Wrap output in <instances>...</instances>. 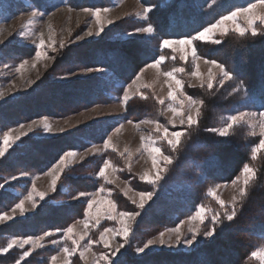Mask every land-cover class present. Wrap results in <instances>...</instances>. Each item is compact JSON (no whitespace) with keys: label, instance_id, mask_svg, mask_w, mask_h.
Segmentation results:
<instances>
[{"label":"trees","instance_id":"trees-1","mask_svg":"<svg viewBox=\"0 0 264 264\" xmlns=\"http://www.w3.org/2000/svg\"><path fill=\"white\" fill-rule=\"evenodd\" d=\"M28 1L30 9L44 13L52 12L59 4L53 0ZM61 2L71 9H102L111 5V0ZM257 2L264 0H140L143 6L149 7L147 19L141 24L150 26L153 36L127 42L112 41L138 26L125 19L104 32L97 41L61 48L44 75L45 79L80 70L103 72L61 84L44 79L46 83L37 85L29 93L0 104V129L7 130L40 117L63 118L96 105L115 102L141 68L154 63L161 55L165 57L160 65L163 72L183 68L187 73L191 70L190 62L180 61L162 47V41L191 38L222 17ZM25 9L18 3L0 0V18L14 16ZM216 40L212 43L194 41L195 51L199 57L222 65L233 79L221 86L214 84L212 88H191L184 84V92L201 102L198 120L194 125L184 127V135L175 149L159 140L158 145L171 164L164 165L162 179L156 185L142 183L130 173L122 176L135 191L153 192V199L144 209H138L98 177L105 160L117 169H124L122 157L106 150L81 164L67 167L56 190L32 215L0 227V239L39 237L47 232L60 234L85 215L86 199H77L79 193L87 195L108 187L118 211L141 212L133 242L146 240L151 233L176 226L199 207L210 208L216 213L218 207L208 195V189L232 182L245 165L255 164L256 190L250 195L245 192L244 201L236 207L232 221L224 220L213 226L211 220H206L203 232L214 228L209 241L190 253L159 251L136 255L128 249L114 264H257L252 253L264 245V187H261L264 184V153L259 154L255 162L251 160V148L259 139H245L244 127L235 126L225 136L210 130L225 125L239 111H264V29L258 27L256 36L240 37L231 32L217 36ZM29 54L14 46L5 55L0 53V64H6L7 59H26ZM141 94L126 103L122 115L94 122L61 137L41 140L26 137L12 146L5 157H0V186H6L0 189V213L20 200L19 195L10 192L11 189L21 195L27 192L28 184L22 188L20 181L6 183L12 176L40 175L57 163L65 152L82 151L102 143L123 122L151 121L169 127L165 116L167 102L158 103L148 89ZM42 256L38 253L21 264H46ZM14 260L5 257L1 263L11 264Z\"/></svg>","mask_w":264,"mask_h":264},{"label":"rangeland","instance_id":"rangeland-1","mask_svg":"<svg viewBox=\"0 0 264 264\" xmlns=\"http://www.w3.org/2000/svg\"><path fill=\"white\" fill-rule=\"evenodd\" d=\"M6 1L18 3L20 4V6H23L26 9L20 10V12L14 16L0 18V53L5 55L6 52L10 51V48L15 46L22 50H25L26 52H29L30 54L26 59H7L6 64H0V93H3V98L0 99V104L18 96L25 95L37 85L46 83L43 82L45 79L44 75L53 65L54 60L56 59L55 56L61 50V48H72L84 43L97 41L101 38L104 32H106L108 29H111L114 25L122 20L130 19V22H135L138 26L127 34L115 37L112 40L114 42H127L129 40H134L142 37H151L154 34L153 29L151 33H144L139 31V29H142L144 27H150L145 24H141L147 19V15L145 16L143 9H149V7L143 6L140 3V0H111V5L109 7L101 9L100 25L97 24L94 17H92L89 13H85L83 11L84 9H71L68 6L64 5L61 0H53L57 1L59 4L50 13H44L32 8L30 9L28 7V0ZM254 4H256L254 14L256 16L264 15V2H257ZM104 9H107L108 11L105 12ZM32 12H37L38 15L32 16ZM228 15H231V13ZM221 19H219L218 21H220ZM109 21L112 22L109 23ZM100 26L103 27V30L100 31L99 35H96L95 33ZM239 27L247 28V18L243 14L238 15L235 21H226L225 24L217 28L210 37H203V39L205 40H200V37H194V39L198 41L200 40L201 42L212 43V40H214L213 42H216L217 36L225 35L231 32L238 34L236 32V29H238ZM258 27L264 29V24H261L257 20V33ZM90 30L93 32V35L87 36L86 33ZM246 34H251V32L249 31ZM80 37H83V39H80ZM41 42H43L44 47L41 49H37V45ZM62 43L63 46H61ZM162 47L170 50L174 54V56H176L183 63L187 64L188 62H190L189 65L191 66V70L189 72L186 73L185 69L183 70V68H178L180 71H178V73L176 74V77L182 82V91L184 96L195 100L184 92L183 88L185 83L191 88H198L203 86L209 88V70H211L214 74V79L212 81L213 85L217 84L218 86H221L229 81L223 80L222 83L220 82L222 77L219 76L218 69L214 68L211 63L205 62L210 60L199 57L197 55L193 40H165V42L162 44ZM38 50L43 53V56L40 59L36 58V52ZM214 63L219 64L217 62ZM21 65H23V67H21ZM148 65L149 64L141 68L137 75L125 86V88L121 92V95L116 98L117 100L115 102L96 105L91 108L84 109L80 112L70 114L63 118L40 117L7 130L0 129V145H2L5 132L9 133L10 139L15 137L18 133H26V135H21L20 140L26 137H32L36 140L51 139L54 137L65 136L72 131L93 124L94 122L100 120L112 119L123 114L126 105L123 104L124 102H128L135 96H141L142 91L148 89L158 101L160 99H164V101L167 102L165 116L168 120L169 127H164L156 122L148 124L143 123V121L138 123L123 122L115 127L104 139L105 141L110 137V144L112 145V147L104 149L103 141L100 144L88 146L82 151H73L77 153V156L73 158L72 162L68 166L70 167L81 164L84 160L93 156H98L106 150L117 153L122 157V160L124 162V169H118L119 171L116 172H112L111 170H109V175L113 181L109 185L110 188H115L125 199L133 204V199L138 200V197L135 195V193H137L138 191H135L133 188H131L127 180L122 176H126V173H130L140 181L139 177L143 175L145 171H148L149 173L152 172L151 160L144 149L141 148L142 137L145 141H147L149 138H154L157 141L161 140L166 142L170 146L172 137L175 136V132H171L169 137L165 139L164 130L167 129L169 131H182L184 133V127L186 128L189 126V118L194 117L195 121L197 122L199 111L201 108V102H199L198 100H195L198 104L196 108H192L187 103H184V96H180L179 93L177 94L178 100L176 103L168 101V85L170 82L163 75L164 72L160 69V66L159 70H157L148 67ZM220 66L222 67V65ZM17 69H19V71H17ZM102 72L96 69L80 70L72 74L61 75L55 78L53 77L49 80L45 79V81L57 84L68 83L76 80H84L97 74L100 75ZM195 72H198L199 76H197ZM137 76L140 77V80L139 82L134 84ZM28 81H32V83H28ZM127 90L129 93L127 92ZM129 94L131 98H129ZM169 107H175L178 110L182 109V116L177 117L174 112L168 110ZM248 112H255L258 118L264 117V111H239L235 115L231 116L225 125L215 128L217 131L212 132L216 133L217 135V132H223V136H225L235 126H241L245 128V126H243L242 124L238 125L235 118L241 117L243 113ZM181 118L184 121L183 124H180L179 122V119ZM39 120H47V122L52 125V132L45 133L43 132L42 128H37L35 125H33L32 131L29 132L28 126L32 124L33 121ZM21 125H23V127H21ZM135 125H139V127L137 128L135 127ZM157 127H159L161 130L157 131ZM61 129H63V131H61ZM117 129L119 130L117 131ZM255 137L259 140L257 145L254 147H257L258 145L264 146V135H257ZM19 141H16L15 144H17ZM15 144H13L12 146H14ZM113 148L115 150H113ZM121 153H123V155H121ZM261 153H264V149L258 152L257 156ZM163 156L166 157L164 154ZM166 164L167 163H163L161 172L163 171L164 165ZM55 165L56 163L46 172L40 175L21 174L17 177L16 180H12L11 178L6 180V183H15L16 181H20L18 183L22 188H24V186L26 188L28 184L27 192L24 195H21L20 192L16 191L15 189L10 190L11 193L19 195L20 200H25L24 208L26 209V211L23 216L20 215L18 209L16 211H13L15 205L19 203V200L13 207L0 213V215L7 214L12 216V219L0 222V227L26 218L36 211L38 206L44 200L41 201L38 195L34 196L37 206L35 209L32 208L31 203L26 198L28 193L33 189L35 190V193H43L45 198L54 192V190L51 188L52 177L48 175V173ZM241 171L236 175L233 181L240 176ZM240 179L242 181L243 178L241 177ZM233 181L230 183L216 184L208 189V193L209 190H212L215 194V197L210 196V198L218 207L217 209L215 208V211L221 218L223 217V212L225 210L228 211L229 214H231L232 209L236 208L237 205L241 202L239 196H244L247 189V187H245L243 184L238 185L239 193L237 194V186L233 185ZM5 187V184H3L0 186V189H3ZM129 187L132 189V191L128 192V194L125 195L124 193ZM110 188H103L104 191L101 194V198L112 200V191L110 190ZM96 192L84 196H78L77 199L79 197L85 198L87 208V201L89 199H92ZM220 201H222L223 203L221 204ZM133 205L136 206L135 204ZM206 209L210 210V208ZM117 212L119 211L117 210ZM213 213L214 212L210 210L207 217V219L211 220V222ZM194 214L195 213L185 219H182L174 227L166 228L158 233H151L150 237H148V239L146 240L133 242L134 230L139 218L138 217L136 221L132 222V231L130 233V236L128 237L127 243L125 244L124 248L119 249V251H116L117 246L121 243H124V239L121 236L115 235L113 237L112 233L106 234L105 238L109 240L108 247H105L100 239V234L104 231L105 228L116 229L119 227V224L114 220L110 221L101 218L99 225H96V218L94 215L91 218L84 215L82 219L73 222L69 226L73 228L72 237L79 241L77 245H73L72 239H66L64 237V232L66 230H64L60 234H58L57 232H47L51 233V235L43 234L39 237H7L4 239H0V249L7 248L8 243L13 239L17 241L30 239V243L23 245V247H17L16 245H13V247L11 249H8L7 252H0V264H2L1 260L5 257H13L15 259L11 264H21L23 261L31 258V256H34L38 253L43 254V261H45L46 264H110V262H115L118 256L128 249L136 255L159 251L174 254L190 253L198 246L202 245L212 238L203 235L204 232L202 228L204 224H200L198 220H190V217ZM85 221H87V227H85ZM197 225H199L200 232L197 234V239L193 242L192 245L175 243V235L172 232L173 229L179 227L181 238L183 240H186L190 239L192 236V232L189 229H194ZM161 232L164 233V245H160L157 242L153 245H150L149 248L145 249V251L142 253L137 251V249L143 247V244L146 243L149 239L154 241L157 240ZM81 236H83V239H80ZM40 237H43V239H40ZM73 247H76V252L72 253L70 251L69 254L65 256L64 249L67 248L71 250ZM262 249H264V245L257 248L254 252H258ZM26 252L28 253V255H25ZM81 252H83V257H81ZM53 257H55V259H53ZM252 258L257 264H264V261H261L258 257L254 258L252 256Z\"/></svg>","mask_w":264,"mask_h":264},{"label":"snow or ice","instance_id":"snow-or-ice-1","mask_svg":"<svg viewBox=\"0 0 264 264\" xmlns=\"http://www.w3.org/2000/svg\"><path fill=\"white\" fill-rule=\"evenodd\" d=\"M256 8V4H251L249 5L247 8H242L239 11H234L231 13V15H227L224 16L220 21H218L217 23L213 24L211 27H207L205 28L203 31L199 32L198 34H196L195 36L191 37L190 39H183V40H193L194 41H198L196 39H194V37H200V40H205L203 39V37H210L211 34L219 27H221L222 25L225 24L226 21H235L238 15H245L247 18V28H238L236 29V32L239 34L240 37H244L246 35L247 32H251L252 36H256L257 33V28H256V22L257 20L261 23L264 24V15L261 16H256L254 14V9ZM85 13H89L92 17L95 18L96 22L98 25H100V15H101V9H94V10H90V9H84L83 10ZM104 11H108L107 9H104ZM149 9L145 8L143 9V12L145 14V16L147 15ZM38 15L37 12H32V16H36ZM112 21H109V23H111ZM103 30V27L100 26L99 29L97 30V32L95 33L96 35L100 34V31ZM139 31L144 32V33H151L152 32V28L151 27H144L142 29H139ZM87 36H91L93 35V32L90 30L86 33ZM80 39H83V37H80ZM166 39H164L162 41L161 44H163L165 42ZM199 40V41H200ZM214 40H212L211 42H213ZM61 46H63V43L61 44ZM43 42H41L40 44L37 45V49H41L43 48ZM163 49V48H161ZM43 53L41 51H37L36 52V58L40 59L42 58ZM165 61V57L163 55H161L158 59L155 60L154 63H151L148 65V67L153 68V69H157L159 70V66ZM206 63H211L212 66L216 69H218L219 71V76L222 77L221 79V83L223 82V80H232L233 77L229 76L228 72L224 70V68H222L219 64H215L212 61H205ZM21 67H23V65H21ZM17 71H19V69H17ZM178 71H180L179 69H174L173 71H168V72H164L163 75L166 77V79L170 82L168 87H169V91H168V95H167V99L168 101H171L173 103H176L178 100L177 94L179 93L180 96H184L183 91H182V82L180 79H178L176 77V74L178 73ZM195 74L197 76H199L198 72H195ZM214 79V74L211 70H209L208 73V86L209 88L213 87V81ZM140 77L137 76L136 81H134V84L139 82ZM28 83H32V81H28ZM147 87V86H145ZM242 88V85H241ZM128 92V90H127ZM129 93V92H128ZM3 98V93H0V99ZM129 98H131L130 94H129ZM143 98V97H141ZM184 103H187L190 107L192 108H196L198 106L197 102L195 100L190 99L187 96H184L183 99ZM127 102H124L123 104H126ZM158 103H160L161 105H163L165 103L164 99H160L158 101ZM171 112H174L175 115L177 117H181L183 110L182 109H176L175 107H169L168 109ZM198 114V113H197ZM180 124H183L184 121L183 119H179ZM131 123V122H130ZM143 123L148 124V123H152L151 121H143ZM171 123V121H170ZM195 118L191 117L189 118V126H191L192 124H195ZM33 125H35L37 128H42L43 132L45 133H50L52 132V125L50 123L47 122V120H39V121H33L32 124H30L28 126V131L31 132L32 131V127ZM21 127H23V125H21ZM135 127H139V125H135ZM119 129H117L118 131ZM157 131H160L161 129L159 127H157L156 129ZM61 131H63V129H61ZM210 131H217L216 129H212ZM171 132H175V136L172 137V142L170 144V147L175 149L177 144L180 142V138L184 135V133L182 131H169L167 129L164 130V138L167 139L169 137V135L171 134ZM218 135L223 136L224 133L223 132H217ZM21 135H26V133H18L15 137L11 138L9 137V133L5 132L4 133V137H3V141H2V145H0V157H5V154L8 152V149L10 147H12L13 144L16 143V141L20 140ZM110 137L109 139H106L104 141V149H108L110 147H112V145L110 144ZM159 141H157L154 138H149L147 141H145L142 137V141H141V148L144 149V151L147 153V155L149 156L150 160H151V166H152V172L149 173L148 171H145L143 173V175H141L139 177L140 181L143 183H146L148 185H156L161 179V168L163 166V163H167V164H171V160L168 159L167 157H164L160 148L158 147ZM257 149V154L258 152H260L262 149H264V146L258 145L256 147ZM113 150H115L113 148ZM121 155H123V153H121ZM77 156L76 152L73 151H68L65 152L64 155L59 159V161L56 163V165L49 171L48 175H50L52 177L51 179V188L55 191L56 190V186H57V182L59 179H61V173H63L65 171V169L69 166V164L72 162L73 158H75ZM109 170H111L112 172H116L119 171L118 169H116L108 160H105L103 163V166L100 167L99 172H98V177L103 179V181L107 184H111L113 181L109 175ZM247 165H245L241 171V174L239 177H237L236 180L233 181V185L234 186H238L243 184L245 187H247L248 181L246 179L247 176ZM243 178L242 181L240 178ZM12 180H16L17 177L16 176H12L11 177ZM104 190L100 189L99 191H97L92 199H89L87 201V208L85 210V216L91 218L93 215L96 218V225H99L100 223V219L104 218L110 221H116L119 224V227L116 229L113 228H105L104 231L100 234V239L103 242L105 247H108L109 244V240L105 238L106 234L108 233H112L113 237L115 235H119L124 239V243H121L117 246L116 251H119V249L124 248L125 244L128 241V237L130 236V233L132 231V222L136 221L137 218L141 215L140 211H136V212H128V211H119L117 212V205L111 200V199H107V198H101V194ZM132 189L129 187L126 189L125 191V195L128 194V192H131ZM209 196H213L215 197V194L212 190H209ZM38 195L39 199L41 201H43L45 199L44 194L43 193H35V190L33 189L32 191H30L27 195V200L31 203L32 208H36V200L34 199V196ZM86 195L85 193L81 192L79 193V196H84ZM135 195L138 197V200L133 199L132 203L136 205V207L138 209H144L145 205L153 198V192L148 191V192H137L135 193ZM76 198V197H74ZM131 199V197H130ZM218 199V198H217ZM220 203L222 204L223 202L220 201ZM24 204H25V200L21 199L19 201V203H17L15 205V208L13 209V211H16L17 209L20 212V215L23 216L26 209L24 208ZM210 210L206 209L204 207H200L195 211V214L193 216L190 217V220H198L200 224H204L205 220L207 219L208 215H209ZM236 216V208L232 209L231 214H229L228 211H224L223 212V217L221 218L218 214H212V225L215 226L221 222H223L224 220L227 221H232L233 218ZM12 219V216L4 214V215H0V222H3L5 220H10ZM85 227H87V221H85ZM192 232V236L190 239H186L183 240L181 238V234H180V229L179 227L175 228L172 230V232L175 235V243L176 244H186V245H192L194 241H196L197 239V234L200 232V228L199 225H197L194 229H189ZM72 233H73V228L72 227H68L66 229V231L64 232V237L66 239H72V243L73 245H77L79 243L78 240L74 239L72 237ZM214 234V228L213 229H208L206 230L203 235L207 236V237H213ZM45 235H51V233H45ZM86 235V233H85ZM164 237V233L161 232L159 237L157 238V240H151L149 239L146 243L143 244V247L138 248L137 251L138 252H144L145 249H148L150 245H153L155 243H159L160 245H164L165 244V240L163 239ZM40 239H43V237H40ZM80 239H83V236L80 237ZM30 243V239H24L21 241H17L15 239L11 240L8 245L7 248L4 249H0V252H7L8 249H11L13 247V245H16L17 247H23V245ZM91 243V242H90ZM171 246V245H169ZM75 253L76 252V247H73L71 250L65 248L64 249V253L65 256H67L69 254V252ZM25 255H28V253L26 252ZM252 256L254 258H259L261 261H264V249L258 251V252H253ZM81 257H83V252H81ZM53 259H55V257H53ZM103 259V258H101ZM110 264H114V262H110Z\"/></svg>","mask_w":264,"mask_h":264},{"label":"clouds","instance_id":"clouds-1","mask_svg":"<svg viewBox=\"0 0 264 264\" xmlns=\"http://www.w3.org/2000/svg\"><path fill=\"white\" fill-rule=\"evenodd\" d=\"M238 125L242 124L245 126L246 131L244 132L245 139L253 138L257 135H264V117L258 118L255 112L243 113L241 117L235 118ZM251 160L255 162L257 160V149L256 147L251 148ZM247 195H250L251 191H255L257 187V180L255 173L256 165L247 166ZM264 187V184H261ZM237 194L239 193V186L236 189ZM240 201H244L245 196H239ZM239 207V204L237 205Z\"/></svg>","mask_w":264,"mask_h":264}]
</instances>
